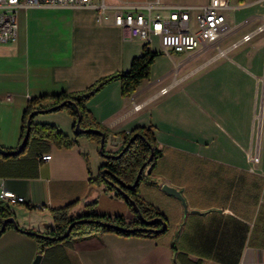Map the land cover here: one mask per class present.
I'll return each instance as SVG.
<instances>
[{"label": "crops", "instance_id": "1", "mask_svg": "<svg viewBox=\"0 0 264 264\" xmlns=\"http://www.w3.org/2000/svg\"><path fill=\"white\" fill-rule=\"evenodd\" d=\"M209 1L104 0L102 23L93 7L18 10L16 40L0 43V184L25 200L9 207L22 229L46 232L51 211L71 203V214L95 201L100 213L129 216L123 200L90 181L105 162L97 142L79 137L73 147L57 148L33 138L24 151L5 154L21 146L28 101L80 91L129 69L144 43L123 37L112 7L152 4L161 17L186 7L194 27L198 8ZM220 2L227 5L224 37L171 56L153 36L159 47H149L161 54L149 78L129 97L111 81L86 103L109 132L107 153L119 150L120 133L152 128L161 156L138 190L163 214L167 231L157 239L105 233L39 252L34 238L9 227L0 235V264H32L37 255L38 264H264V0ZM167 57L172 63L154 73L156 60ZM33 122L54 124L74 139L66 111L36 114ZM46 153L50 158L41 161Z\"/></svg>", "mask_w": 264, "mask_h": 264}, {"label": "trees", "instance_id": "2", "mask_svg": "<svg viewBox=\"0 0 264 264\" xmlns=\"http://www.w3.org/2000/svg\"><path fill=\"white\" fill-rule=\"evenodd\" d=\"M160 52L152 51L144 45L142 53L131 59L129 69L118 71L111 75L96 80L87 88L57 94L41 95L31 98L23 112L21 126V146L18 151L22 152L33 138L44 139L51 142L57 148H71L76 144V139L84 137L97 142L99 153L105 162L100 167V173L90 181L96 185H104L105 191L113 197L123 200L128 209L129 216L110 215L100 213L96 209V202L87 203L83 211L71 214V204L51 211L53 227L44 233L22 229L15 221L12 212L5 204H0V235L9 227L24 232L34 238L39 252L46 247L59 242L88 238L105 233H114L123 237H141L157 239L167 231V220L158 209L147 203L139 196V184L145 177V171L152 169L161 156L157 140L150 126H136L128 132H122V143L114 153L106 154L104 150L109 132L92 116L86 106L87 101L94 96L103 86L111 81L120 82V92L123 97L131 96L150 75L151 65ZM66 111L73 118L74 139L50 123H35L33 117L27 127L29 115ZM79 123V132L74 131L76 123ZM26 138H24L25 132ZM104 137V146L100 148V140ZM122 151L121 154H119ZM6 155L11 152H6ZM15 154V153H14ZM151 160L146 162L148 157ZM142 172L137 176L140 167L144 164ZM103 171V174H102ZM7 218H13V222L4 224ZM70 227L68 235L64 238L66 230Z\"/></svg>", "mask_w": 264, "mask_h": 264}, {"label": "built area", "instance_id": "3", "mask_svg": "<svg viewBox=\"0 0 264 264\" xmlns=\"http://www.w3.org/2000/svg\"><path fill=\"white\" fill-rule=\"evenodd\" d=\"M51 6L59 8L93 7L96 19L104 22L108 6L104 0H0V43H12L17 36V12L20 8ZM152 4L143 7L116 6L112 7V23L119 27L127 40L136 39L149 46L152 37L158 39L163 53L191 54L204 43L219 40L227 34L228 26L220 0H210L205 6L198 8L194 27L189 25V9L173 7L167 17L153 14ZM246 35L244 40H248ZM166 89L162 93H166ZM138 108V106H135ZM49 154H42L41 161H47ZM23 197L5 189L0 184V204L8 207L24 203Z\"/></svg>", "mask_w": 264, "mask_h": 264}, {"label": "water", "instance_id": "4", "mask_svg": "<svg viewBox=\"0 0 264 264\" xmlns=\"http://www.w3.org/2000/svg\"><path fill=\"white\" fill-rule=\"evenodd\" d=\"M34 115H35V112H32V113L29 115V119H28V121H27V127L29 126L30 120H31V118H32ZM74 131H75V132H79V131H80L79 123H78V122L75 124ZM27 132H28V131L26 130L25 135H24V138H26V136H27ZM103 146H104V137H102L101 140H100V148H102ZM18 152H19V151L16 150V151H14V152H11V154H14V153L16 154V153H18ZM121 153H122V151H121L119 154H121ZM151 156H152V155L150 154V156L148 157V159H147L146 162H149V161L151 160ZM145 164H146V163H144V164L140 167V169H139V171H138V173H137V176L142 172V170H143ZM102 174H103V171H102ZM163 190L166 191L167 193L171 194V195H175V196H177V197H180V194L178 193V191H177L176 189L172 188V187H169V186H167V185H164V186H163ZM7 222H13V218H7V219H5L4 222H3V225H2V227H1V229L4 228V224L7 223ZM72 225H73V223H72V224L69 226V228L66 230L65 234L63 235L64 238L68 235L69 229H70V227H71ZM39 258H40L39 255H37V256L35 257V260L33 261L32 264H38Z\"/></svg>", "mask_w": 264, "mask_h": 264}, {"label": "rangeland", "instance_id": "5", "mask_svg": "<svg viewBox=\"0 0 264 264\" xmlns=\"http://www.w3.org/2000/svg\"><path fill=\"white\" fill-rule=\"evenodd\" d=\"M222 1L224 2L225 0H222ZM191 25L193 26V22H191ZM151 47L152 48H158L159 47L156 39L152 40ZM170 55L171 56H179L178 54H175V53H172V52H170ZM170 63H172V61H171V59L169 57L164 58V59L156 60V63H155L154 68H153L154 69V73L155 72L157 73V72H160L163 69H166L169 66ZM104 150L106 151V147H104ZM106 154H108V153H106Z\"/></svg>", "mask_w": 264, "mask_h": 264}]
</instances>
